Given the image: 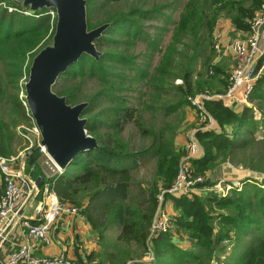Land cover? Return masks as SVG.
I'll list each match as a JSON object with an SVG mask.
<instances>
[{
	"label": "trees",
	"instance_id": "obj_1",
	"mask_svg": "<svg viewBox=\"0 0 264 264\" xmlns=\"http://www.w3.org/2000/svg\"><path fill=\"white\" fill-rule=\"evenodd\" d=\"M122 1L125 0H86L88 27L109 23L96 43L104 47L98 46L101 52L98 59L84 54L71 64L58 77L61 84L55 90L67 103L74 104L82 98L77 89L82 82L90 78L97 82L98 89L85 98L88 101L85 117L87 133L96 138L98 146L78 152L60 172L47 177L39 175V178L41 189L47 184L61 203L83 212L99 241L109 226H115L119 229L118 241L146 251L150 225L158 207V193L170 186L175 177L180 153L174 148L172 135L166 137L164 129L152 131L143 125L138 107L126 95L149 93L155 101L165 94L167 83L177 93V101L165 107L166 114L187 104L189 96L202 90L192 85V63L201 56L204 44L211 40L218 19H229L235 30H250V20L263 7L264 0H184L177 19L164 11L167 7L170 9V3L140 2L126 10L119 6L111 12L107 10L102 20L93 22L99 10ZM0 3H4L0 6V155L9 157L17 153L13 150L17 142L14 128L28 118L23 83L19 81L27 77L30 60L44 43L46 32L52 35L55 15L51 17L45 8L30 11L28 15L17 14L7 8L19 7V3L10 0H0ZM159 18H162L161 25L151 27L155 33L143 32L139 20L160 21ZM170 22L171 34L163 45ZM138 40L146 49L141 59L128 50ZM183 48L190 51L184 54ZM155 55L157 63L153 65ZM182 56L188 61L178 74L173 67ZM263 62L264 54L257 69ZM216 66L215 73L219 71ZM175 78L182 82L174 84ZM141 98L138 97V103L143 105ZM250 101V106L239 111L224 106L220 100L206 101L205 106L217 121L218 129L197 132L203 155L193 160L196 171L231 160L256 143L264 145V69L254 84ZM127 123H132L143 137H152L147 147L127 150L120 139ZM257 132H261L260 138ZM39 154L37 148L27 154V169L36 166ZM147 156L159 160L157 179L160 181L152 186L133 183V169L139 159ZM254 158L253 155L250 160ZM257 158L262 160L261 164L252 163V166L260 167L264 173V154ZM207 183L206 180L200 184ZM168 196L165 194L164 198ZM172 200L181 212L174 224L186 232L191 244L181 247L179 241L172 239L171 231L161 233L151 239L154 259L149 264H264V186L232 190L225 197L207 193L203 197L181 196ZM214 207L226 211L212 214ZM232 232L237 243L241 236L249 238L241 254H235V245L226 255L228 249L222 243L231 241ZM218 246L220 253L216 255Z\"/></svg>",
	"mask_w": 264,
	"mask_h": 264
},
{
	"label": "rangeland",
	"instance_id": "obj_2",
	"mask_svg": "<svg viewBox=\"0 0 264 264\" xmlns=\"http://www.w3.org/2000/svg\"><path fill=\"white\" fill-rule=\"evenodd\" d=\"M140 2H147L149 4H151L152 2L158 4L170 3V9L167 7L164 9V11L167 13V15H171L173 19H177L178 12L181 10L184 0H145V1L125 0L117 4H114L113 6L111 4L110 5L111 8L107 7L102 10H99L98 11L99 13L97 12L95 18L93 19V22H96L97 20L100 19L102 20L104 12H106L107 10H108L107 12H111L117 6H119L118 8L120 9L126 10L128 6L139 4ZM1 4L4 3H0V6H2ZM172 9L174 10L172 11ZM7 10L8 11L15 10L17 14L22 13L24 15H28L30 13V11L27 8H22L20 6L19 7L11 6L8 7ZM53 15H55L54 11H53ZM162 18H159L161 19L160 21L139 20V22L143 26V30H144L143 32L149 31L150 33H155V31L152 30L151 27L152 25L155 24L161 25ZM171 27H172V23L170 22L168 24L169 30L165 31L164 33V38L162 42L163 45H165L169 40L171 34ZM237 31L239 32L240 35H235V36L229 35L230 36L229 40H233L237 38H245L249 34V30H244V31L236 30V32ZM49 33L50 31L46 32L45 38L43 39L44 43L41 42V44L42 43L43 44L42 45L40 44L41 45L40 48H42L47 44H50L51 36H49ZM216 42H218L219 44L222 43L218 32L217 35L213 32L212 38L209 41V43L204 44V50L201 56H198V58H196L192 63V67H193L192 85L195 89L200 87L202 89L199 91H195L194 94L203 91H208L209 94L220 93L225 89L227 85L228 75L230 70H228L227 72L226 70L228 69V66L230 65L233 66L235 64V59L233 61L232 58L233 56L227 50H225V48L222 47L221 51L218 53L220 54V58H221L220 63L216 62L213 65V67L217 65L216 67L220 69V71L217 72H220L221 74L218 73L216 74L214 70H213V74H208L209 65L214 61V59L218 55L213 47L214 43ZM98 46L99 45L96 44L97 48ZM102 47L104 46H99V48ZM40 48H38V50ZM104 49H108V48H104ZM128 50L129 53L131 55H135L137 59H141L142 58L141 54L145 53L146 51L145 46L143 45V42L141 40H138L136 45L128 47ZM185 51L189 52L190 50L187 48H183L184 54H186ZM187 61H188L187 57L185 56L179 57L177 65L173 67L175 73L181 74V71L183 67L187 64ZM156 63H157V56L155 55L154 60L152 61L151 64L156 65ZM263 69H264V62L260 69L259 75L261 74ZM222 74H224V78L220 77ZM25 80L26 77L23 76L20 79L19 83H24ZM181 82L182 80L180 78H175L173 83L180 84ZM59 84H61V81L59 80V78H57L55 84L52 86L53 92H55ZM164 87H165V91L163 93L165 94L160 95L159 99L155 101L152 100L153 98H151V95H149V93H146L143 96L137 95V93H132V94L127 93L126 96L128 97L129 102L134 107H138L140 119L145 127L149 128L152 131L164 129L166 133L165 134L166 137H169L171 135L173 136L172 141L174 143V148L176 151H178V154L180 153V156L178 157V160L175 165L176 167L175 169L177 173L179 161L184 155L183 151L181 150H182V146L185 143L187 133L191 132L192 130L206 131L209 129H203L204 124L199 121L197 111H195L192 107H190L188 103L179 107L174 112L166 114L165 107H167L168 104H172L173 102L177 101V95H176L177 93L175 92L173 87H170V84L165 83ZM77 89H79V94H81L82 96V98L79 99L78 102L87 101L85 100V98H87L89 95H92V93H94L98 89V84L94 79L90 78L82 82V84L79 85ZM18 96L19 97L22 96L21 91L18 92ZM138 97H142L140 100H143L144 102L143 105L138 103ZM145 105H150V106L146 107ZM205 109L210 114V112L207 110L206 107ZM215 122L218 126L216 120ZM33 128H34V124L29 116L26 121L21 122L20 124H17L15 126L14 131L17 135V140H16L17 142H14V144H16L15 145L16 147H14L13 149L15 150V152L17 153L21 152L22 148L26 144L29 145L31 143V145H33L36 142H38L39 135L33 130ZM228 129H230V127H228ZM259 133L261 132H257L256 136L260 138L261 135ZM151 138L152 137L150 135L146 137L140 135V132L136 129V127L132 123H127L124 130L120 133V139L127 147V150L129 151L141 150L142 148L147 147L151 142ZM263 154H264V145L262 143H256L251 147V149H246L243 152H240L233 159L231 158V160L228 159L223 162L220 161L217 164H215L214 167L211 169H202L196 171L193 166L194 174L203 176L205 178V181L207 180L208 183L207 185L204 186L201 184L196 185L192 193L187 197L191 198L194 195L197 197H203L207 193H212L217 197H225L229 195L232 190H238V191L243 189L248 190L251 185L252 186L257 185L263 187L264 173H262L260 167L255 168L254 166H252V163L253 164L257 163L258 165L261 164L262 160L257 158V156H261ZM253 155L255 156V158L253 161H251L250 159L252 158ZM158 163L159 160H157L156 157L147 156L143 159H139L138 165H136V167L132 171L133 183L139 182L145 186H150V185L152 186L156 181H160L159 179H157ZM175 169H174V173H175ZM42 171H45L46 173L50 172L47 167V164H42L41 168L38 167L36 170L37 173H42ZM176 173L174 174L175 176ZM174 178L175 177L173 176L171 184L174 181ZM219 187L223 188V190L219 189ZM216 192H218L220 196ZM159 194L160 193H158V195ZM180 197L181 196L170 195V199L166 198L167 200H169L170 203V210L168 208H167L168 210L165 209L166 207L163 206L166 212L168 213V216L170 217V228L166 232L171 231L172 239L175 241H179L181 247L187 248L191 244L189 236L186 234L185 231L177 228V226L174 224V219L179 217L181 212L179 209H176L174 207L172 198H180ZM221 211L222 212L226 211V209L214 207L211 210L212 214H217L218 212ZM118 233H119V229L115 226H109L103 232V237L100 240L101 241L100 248L95 255L96 258L102 264H125L127 261H132L133 262L132 264H141V263L147 264L152 262V261L143 260L142 257L145 255V251L142 250L141 248L133 244L126 246L120 241H118L117 240ZM231 236H233L231 241H224L222 243V245H224V247L228 249L226 255L232 250L233 246L235 245H236L235 254L236 255L241 254L244 249L243 244L249 241V238L246 236L245 237L241 236L239 238V242L237 243L236 235L233 232L231 233ZM226 255H224L223 257H225Z\"/></svg>",
	"mask_w": 264,
	"mask_h": 264
},
{
	"label": "built area",
	"instance_id": "obj_3",
	"mask_svg": "<svg viewBox=\"0 0 264 264\" xmlns=\"http://www.w3.org/2000/svg\"><path fill=\"white\" fill-rule=\"evenodd\" d=\"M49 14L52 17L53 11H49ZM213 47L217 54L222 47L225 48L235 59V64L231 67L227 85L222 92L209 94L208 91H203L188 97V105L197 111L199 121L204 124L203 129L209 130H217L218 126L205 109L207 100H220L224 106L234 111L252 104L250 95L261 69H257V64L264 54V4L253 14L250 20L249 34L245 38L233 39L225 44L216 42ZM214 63L215 61L209 65L208 74H213ZM33 130L37 133L35 127ZM197 132L198 130H192L187 133L182 146L184 155L179 161L174 181L170 186L161 190L158 195V207L150 225L147 250L143 256L145 261L154 259L151 239L170 228V217L163 207L164 195L188 196L196 185L205 181L203 176L194 174L193 168V160L200 158L203 154L197 139ZM36 147L38 152L45 154L43 146L38 145V142ZM12 160L11 157L0 155V174L3 183L0 193V230L17 216V209L24 202L23 189L17 182L21 174L18 169L11 166ZM219 189L223 190L221 187ZM41 195L42 201L33 208L31 218L33 222L25 221L23 232L29 238L46 244L50 242V230L55 220L62 213H74L77 210L61 203L47 184L42 186ZM27 248V243L22 244L16 252L8 257L6 264H70V261L61 254L28 256ZM132 263V261H127L125 264Z\"/></svg>",
	"mask_w": 264,
	"mask_h": 264
},
{
	"label": "water",
	"instance_id": "obj_4",
	"mask_svg": "<svg viewBox=\"0 0 264 264\" xmlns=\"http://www.w3.org/2000/svg\"><path fill=\"white\" fill-rule=\"evenodd\" d=\"M10 1L31 12L45 8L55 14L51 42L32 56L23 89L27 114L39 135L38 145L43 146L46 157L60 172L78 152L94 149L98 143L86 129L88 102L69 104L64 96L52 91V86L82 55L99 58L96 41L109 23L90 29L86 0ZM219 253L220 246L215 251L216 255Z\"/></svg>",
	"mask_w": 264,
	"mask_h": 264
},
{
	"label": "crops",
	"instance_id": "obj_5",
	"mask_svg": "<svg viewBox=\"0 0 264 264\" xmlns=\"http://www.w3.org/2000/svg\"><path fill=\"white\" fill-rule=\"evenodd\" d=\"M217 32L223 44L230 41L229 35H240L238 31L236 32L235 28L227 18L218 19L214 29L216 35ZM220 60V55H217L216 59H214L215 63H220ZM231 67V65L228 66L226 72L231 70ZM217 73L221 74L220 72ZM220 77L224 78V74ZM36 143L33 144V146L30 143L23 148L21 152L9 156L13 158L11 166L18 169L21 174L20 179H18L17 182L23 189L24 202L17 209V216L12 218L0 230V264H6L8 257L16 252L24 243H27L28 245V256H54L61 254L70 261V264H102L95 256L100 248L98 234L92 229L81 210H77L74 213H62L57 220H55L50 230L51 239L49 243L44 244L37 242L32 238H29L23 232V223L25 221L33 222L31 219L33 208L42 201L41 187L36 186L40 180L39 175L47 177L58 172L46 155L40 152L39 157L36 160V166H31L27 169L25 166V158L27 157V154L32 151L29 149L30 147L33 148V150L37 148ZM42 164H47L50 171L49 173H46L45 171H42V173L36 172L37 168H41ZM2 189L3 183L0 174V193L2 192ZM163 206L166 207L165 209L168 208L170 210V203L166 198H164Z\"/></svg>",
	"mask_w": 264,
	"mask_h": 264
}]
</instances>
